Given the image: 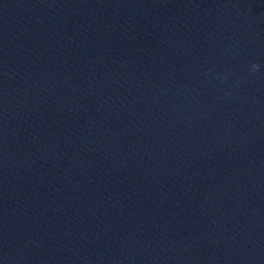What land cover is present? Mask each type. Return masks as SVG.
I'll list each match as a JSON object with an SVG mask.
<instances>
[{"label": "clouds", "instance_id": "obj_1", "mask_svg": "<svg viewBox=\"0 0 264 264\" xmlns=\"http://www.w3.org/2000/svg\"><path fill=\"white\" fill-rule=\"evenodd\" d=\"M259 66L258 65H253V68L255 69V68H258Z\"/></svg>", "mask_w": 264, "mask_h": 264}]
</instances>
